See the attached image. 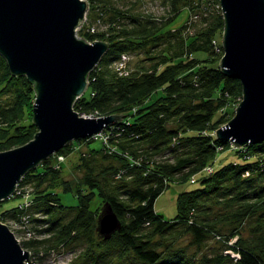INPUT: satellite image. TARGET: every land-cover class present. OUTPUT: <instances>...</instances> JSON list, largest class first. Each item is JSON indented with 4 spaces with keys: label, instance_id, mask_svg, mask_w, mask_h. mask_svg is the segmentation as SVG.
Wrapping results in <instances>:
<instances>
[{
    "label": "trees",
    "instance_id": "1",
    "mask_svg": "<svg viewBox=\"0 0 264 264\" xmlns=\"http://www.w3.org/2000/svg\"><path fill=\"white\" fill-rule=\"evenodd\" d=\"M86 1L79 38L106 42L108 49L73 109L119 119L102 130L106 142L92 136L68 142L28 170L17 184L20 193L1 201L30 187L27 204L2 210L0 222L28 223L35 236H21L19 243L35 262L66 250L75 252L72 264H264V141L232 147L214 134L230 120L227 105L240 102L242 93L218 65L219 0H162L166 11L159 16L135 2ZM184 9L185 21L167 28ZM122 55L126 75L115 67ZM33 86L26 76H13L0 55V151L36 133ZM74 149L80 176L71 182L62 178L57 158ZM229 149L237 160L216 166ZM192 178L197 187L177 194L176 215L166 220L155 200L172 183ZM57 187L72 192L77 204H61ZM94 198L99 203L91 209ZM106 208L118 221L109 235L98 230ZM209 239L217 246L206 252Z\"/></svg>",
    "mask_w": 264,
    "mask_h": 264
},
{
    "label": "water",
    "instance_id": "2",
    "mask_svg": "<svg viewBox=\"0 0 264 264\" xmlns=\"http://www.w3.org/2000/svg\"><path fill=\"white\" fill-rule=\"evenodd\" d=\"M222 73L239 81L241 100L215 137L234 147L264 141V0H219ZM88 10L86 0H0V55L13 76L33 83L32 122L27 143L0 151V202L23 175L66 143L90 137L119 116L84 117L73 109L88 87V74L108 49L106 42L75 35ZM118 221L106 208L98 230L109 235ZM29 251L0 222V264H25Z\"/></svg>",
    "mask_w": 264,
    "mask_h": 264
},
{
    "label": "rangeland",
    "instance_id": "3",
    "mask_svg": "<svg viewBox=\"0 0 264 264\" xmlns=\"http://www.w3.org/2000/svg\"><path fill=\"white\" fill-rule=\"evenodd\" d=\"M124 4L129 6L132 2H135V5L138 8L145 9L147 12L152 13V15L159 16L165 14V6L162 3V0H123ZM188 12L186 9L182 10L177 17L167 26V28H176L180 26L185 19L187 18ZM86 16V14H85ZM85 21V19H84ZM83 21V22H84ZM82 25V24H81ZM81 27V26H79ZM79 27L76 28L75 35L79 37L78 29ZM221 37V36H220ZM221 45V43H220ZM223 54V50H222ZM199 57L204 58V55H199ZM130 65L131 63L133 64L134 61L136 60L134 57L130 58ZM34 99L31 100L33 103ZM239 103V102H238ZM238 103L235 104V102H230L225 111L228 112L230 116V119L234 115V110L235 107L238 105ZM90 118V117H89ZM19 124V123H18ZM6 135V134H4ZM98 142L95 143L97 145ZM233 147V146H232ZM83 148V147H81ZM86 149L83 148L81 149L82 151ZM78 152L77 149H74L70 154L66 155L63 157L62 160H58V163L61 164V176L63 179H66L68 181L74 182L76 181L79 176L80 172L74 170L73 166L78 162ZM230 160H237L235 158V155H233L232 150H226L222 153H220L217 157L216 160V166L220 165L222 162H228ZM208 171H211V167H207ZM194 178L190 179V182H184V183H172L157 199L155 200L154 208L155 210L161 214L166 220L172 219L176 215V196L177 194L182 191V190H190L193 188H196L198 185V182L194 183ZM17 187V186H16ZM27 190L22 197H16L11 200H7L4 202H0V212L2 210H6L12 206L15 205H22L20 202L25 201L26 197L29 196L30 194V187H25ZM56 193H58V197L60 199L61 204L65 206H74L77 204V199L74 196L72 192H63L62 189L57 187L55 189ZM99 203L98 198H94L91 201L90 207L91 209H95ZM34 217H38L36 214L33 215ZM12 222H8V228L14 229ZM40 235V234H39ZM217 246V243H214L213 240L209 239L206 242L205 245V251L208 252L210 247ZM75 257V252L73 251H66V250H59V251H54L51 252L50 254H47L44 258L38 259L39 262H36V264H72L73 259ZM26 264V263H25Z\"/></svg>",
    "mask_w": 264,
    "mask_h": 264
},
{
    "label": "built area",
    "instance_id": "4",
    "mask_svg": "<svg viewBox=\"0 0 264 264\" xmlns=\"http://www.w3.org/2000/svg\"><path fill=\"white\" fill-rule=\"evenodd\" d=\"M91 31H93V29H91ZM218 50V49H217ZM127 60L128 58L125 56V55H122L121 59L115 64V67H116V70L119 71V74H124L126 75L127 74V71L125 70V67H126V63H127ZM84 117H90V118H95V116H92V115H84V114H80ZM93 138H100L102 139L104 142H106V135L102 134L101 132L98 133V134H94L92 136ZM63 157L62 156H58L57 160H62ZM20 193V190L15 189L14 193L11 195L13 196L14 194H19ZM24 204H27V201L25 199L24 201ZM21 206V205H20ZM24 220V219H23ZM24 222H27L26 220ZM28 223H25L24 225H19V224H13V228L14 229H21L22 230V234H19L20 236L16 237V239L19 241V238L21 236H23L24 238H29V237H32V236H35V233L33 231H31L28 227V225H26ZM228 253H230L231 256H234V257H239V255L237 253H234L232 252L231 250H227ZM26 264H36L35 261H32L29 257V259H27L25 261Z\"/></svg>",
    "mask_w": 264,
    "mask_h": 264
}]
</instances>
